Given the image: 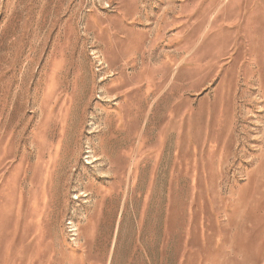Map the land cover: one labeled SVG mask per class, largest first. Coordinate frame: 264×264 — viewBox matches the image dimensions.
<instances>
[{"label": "rangeland", "instance_id": "obj_1", "mask_svg": "<svg viewBox=\"0 0 264 264\" xmlns=\"http://www.w3.org/2000/svg\"><path fill=\"white\" fill-rule=\"evenodd\" d=\"M0 264H264V0H0Z\"/></svg>", "mask_w": 264, "mask_h": 264}, {"label": "built area", "instance_id": "obj_2", "mask_svg": "<svg viewBox=\"0 0 264 264\" xmlns=\"http://www.w3.org/2000/svg\"><path fill=\"white\" fill-rule=\"evenodd\" d=\"M95 53V52H93ZM94 58L95 57H98V55H93ZM97 62L99 63V66L102 65V62L101 60L98 58L97 59ZM72 200L74 202H81L82 204H85L87 202V199L88 198V194L85 193V191H78V192H74V195H72ZM65 230L68 234V238L70 240V242L74 243L76 241V238H77V232H78V229H77V226H76V223L74 221V219L72 218V216H69L66 221H65Z\"/></svg>", "mask_w": 264, "mask_h": 264}, {"label": "crops", "instance_id": "obj_3", "mask_svg": "<svg viewBox=\"0 0 264 264\" xmlns=\"http://www.w3.org/2000/svg\"><path fill=\"white\" fill-rule=\"evenodd\" d=\"M100 213V211H99V207L97 206L96 207V210H95V214H99Z\"/></svg>", "mask_w": 264, "mask_h": 264}]
</instances>
